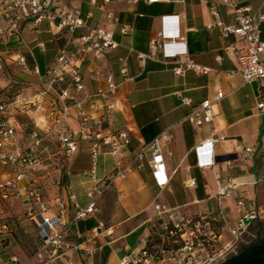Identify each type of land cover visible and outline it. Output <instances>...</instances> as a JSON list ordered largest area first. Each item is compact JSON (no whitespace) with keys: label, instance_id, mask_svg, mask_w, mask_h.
<instances>
[{"label":"crops","instance_id":"0c3cea01","mask_svg":"<svg viewBox=\"0 0 264 264\" xmlns=\"http://www.w3.org/2000/svg\"><path fill=\"white\" fill-rule=\"evenodd\" d=\"M232 1L249 6L251 13L264 12V0ZM53 2L60 8L80 9L84 17L91 14L86 18L87 23L112 32L118 42L114 49L71 61L78 66L85 85L77 99L82 100L98 87H104L109 76L118 85L113 98L114 111L99 130L100 136L115 135L121 130H128L130 135L129 144L120 146L115 157L108 153L109 147L101 146L98 176L111 175L116 159L127 161L141 143L152 140L162 131L168 130L171 139L161 142L168 186L162 189L157 186L147 164L128 173L98 199L96 215L78 220L69 229L67 241L79 247L49 264H119L122 255L143 245L156 219H168L167 212L178 218L200 213L214 217L216 175L236 179L241 196L257 210L264 192V108L257 107L259 102H264V83L242 80L237 55L245 51L246 41L232 34L223 37L218 27H208L213 21L211 7L217 9L224 24L234 23L232 9L220 0H139L134 4L123 0L107 4H93L91 0ZM7 26L8 23L0 19V27ZM124 26L126 31L122 30ZM260 27L264 39V21ZM82 32L77 29L68 33L48 20L38 24L28 20L20 23L18 34L0 37V103L10 104L8 116L21 146L32 144L29 132L34 128L42 136L37 151L38 164L21 169L27 173L25 183L39 189L44 199L50 198L54 203L59 198L65 202V219L74 212L67 199L70 192L75 194L79 204L87 201L85 191L89 182L80 172L90 168V156L86 145L82 144L72 155L70 174H67V161L58 148L59 128L52 127L45 112L36 109L33 102L40 97L43 88L41 74L54 63L59 48ZM159 32L164 38H175L173 44L165 47V52L181 50V54L169 58L158 49L141 62L138 53L147 52L151 40H159ZM18 56L24 57V64L14 60ZM188 58L216 71L197 74L187 70L183 75L175 74L172 70L175 60ZM261 58L264 64V53ZM218 91L223 92V97L214 103L213 121L197 125L191 115L193 108L205 99L214 101ZM183 98H189L190 103L185 104ZM52 99L48 95L47 103ZM83 106L90 113H96L90 101ZM74 113V109L71 110L70 122L78 127ZM213 133L224 135V140L198 153L196 146ZM247 148L251 151L247 152ZM208 153L215 163L202 169L198 164L199 155ZM226 160H231V164L227 165ZM11 173L10 167L2 168L0 179ZM192 179L194 185L189 183ZM155 202L165 212L156 215ZM7 204L13 202L0 197V213ZM222 207L232 222L238 215L235 198L225 199ZM99 221L104 223L102 231L93 232ZM3 227L0 215V257L9 262L11 257L24 260L30 253L21 257L14 247L4 242ZM106 228L112 230L110 235L103 231Z\"/></svg>","mask_w":264,"mask_h":264},{"label":"built area","instance_id":"2783aa9c","mask_svg":"<svg viewBox=\"0 0 264 264\" xmlns=\"http://www.w3.org/2000/svg\"><path fill=\"white\" fill-rule=\"evenodd\" d=\"M93 4H107L113 0H91ZM128 4H134L139 0H123ZM154 2L157 0H145ZM176 1V0H174ZM232 9L234 15L233 24H224L215 7L210 8L213 21L208 27L216 26L221 35L227 37L235 35L244 39L247 43L244 52L237 55L238 69L244 82L261 80L264 83V64L261 54L264 53V39L261 38V23L264 21V12H250V7L240 5L232 0H220ZM82 11L73 7H57L53 0H0V19H4L8 26L0 27V37L18 34L22 21L31 20L38 24L42 20H48L62 30L73 33L77 29L83 32L78 38L71 39L66 45L59 48L53 64L48 66L41 74L43 88L39 98L33 102L36 109L45 112L47 120L52 127L58 130V148L66 159V173L70 174L69 163L72 155L79 151L82 144L86 145L90 156V168L81 170V174L88 178V186L85 195L87 201L81 205L74 193L70 192L67 199L72 203L74 212L70 218H63L66 204L56 198L55 202L44 199L42 192L36 187H29L26 183L27 173L21 169L38 164L40 157L37 153L42 136L34 128L29 132L32 144L28 147L21 146L15 135V127L11 123L8 113L10 104L0 103V171L4 167H10L12 173L5 179H0V197L21 205L30 223L34 226L39 239V245L24 260L11 257V262L0 257V264H49L57 258L77 249L79 246L67 241L69 229L78 221L96 215L99 211L97 201L118 180L127 176L133 170H139L147 164L151 170L157 186L162 189L168 186L169 176L165 170L164 156L161 142H168L171 134L168 130L162 131L152 140L141 143L137 151L128 158L116 159L114 171L106 177H99L97 173V160L101 146L109 147L108 153L116 156L120 146H127L130 142L128 130H121L115 135L100 136L99 130L103 123L114 111L113 98L117 93L118 85L109 76L104 87H98L91 95L84 99H77V94L85 89L83 76L77 65L71 61H81L91 53H102L118 46L112 32L100 27L90 26L87 17ZM110 18L111 15L108 14ZM123 31L127 27L122 28ZM159 40L150 42L147 52H139L141 62L150 58L152 54L161 49L166 57L176 58L181 50L166 51V46L175 42V38H164L162 32L158 33ZM168 40V41H166ZM43 47V44H39ZM19 64H24L23 56L14 58ZM172 68L177 75H183L185 71L192 70L197 74H209L216 70L207 65L199 64L191 59L185 61L175 60ZM35 71L39 73L36 67ZM54 99L47 103V96ZM223 97V92L218 91L214 101L203 100L192 110V117L197 125L213 121L214 103ZM91 102V107L96 113L87 111L83 104ZM185 104L190 103L189 98H183ZM258 108H264V102L257 104ZM78 121V127H73L70 122L71 110ZM224 135L213 133L203 139L196 150L201 153L207 151L215 144L224 140ZM247 152L251 149L247 148ZM215 163L213 156L199 155V167L209 168ZM227 165L231 160H226ZM191 185L195 180H190ZM216 200L217 208L215 216L206 213L195 214L189 217H174L167 212L168 219H156L153 231L145 238L139 249L129 250L119 259V264H217L223 260L225 254L234 246L245 232L249 222L257 216V210L252 208L239 192L240 183L234 178L222 179L216 175ZM234 197L237 217L230 222L222 202ZM54 206L58 209L54 210ZM156 215L165 212L157 202L153 204ZM104 227L102 221L92 229L93 232H101ZM226 227L232 237L227 242H222L221 230ZM110 235V228L103 229ZM89 254L90 250H86Z\"/></svg>","mask_w":264,"mask_h":264},{"label":"rangeland","instance_id":"374dc122","mask_svg":"<svg viewBox=\"0 0 264 264\" xmlns=\"http://www.w3.org/2000/svg\"><path fill=\"white\" fill-rule=\"evenodd\" d=\"M78 157H80V155ZM262 168V183L264 186V162ZM47 200H50L52 202V199L50 198ZM259 204L260 205L257 208V216L249 222L245 232L241 235L234 246L225 254V257L222 261L236 253H239L245 247L250 246L257 237L260 228H264V192L262 195V201ZM0 215L1 223L4 226L2 229V234L4 237L3 241H7L8 244H10V247H14V249L19 253L21 257H24L25 255L31 253L37 246L39 239L37 237L36 229L34 228L32 223H30L21 205H19L18 203H13L11 205L7 204L3 208V211H1ZM221 234L223 243L232 239L226 227L221 230ZM222 261H220L219 263H221Z\"/></svg>","mask_w":264,"mask_h":264},{"label":"water","instance_id":"95a60500","mask_svg":"<svg viewBox=\"0 0 264 264\" xmlns=\"http://www.w3.org/2000/svg\"><path fill=\"white\" fill-rule=\"evenodd\" d=\"M219 264H264V228H260L257 237L250 246Z\"/></svg>","mask_w":264,"mask_h":264}]
</instances>
